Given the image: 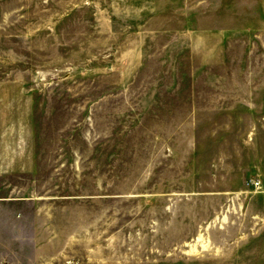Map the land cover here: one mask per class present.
<instances>
[{
  "label": "rangeland",
  "instance_id": "obj_1",
  "mask_svg": "<svg viewBox=\"0 0 264 264\" xmlns=\"http://www.w3.org/2000/svg\"><path fill=\"white\" fill-rule=\"evenodd\" d=\"M0 264H264V0H0Z\"/></svg>",
  "mask_w": 264,
  "mask_h": 264
}]
</instances>
